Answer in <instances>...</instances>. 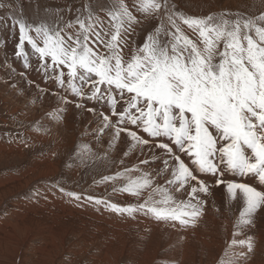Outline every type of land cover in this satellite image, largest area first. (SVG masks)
Masks as SVG:
<instances>
[{"label":"snow or ice","instance_id":"1","mask_svg":"<svg viewBox=\"0 0 264 264\" xmlns=\"http://www.w3.org/2000/svg\"><path fill=\"white\" fill-rule=\"evenodd\" d=\"M8 26L25 71L34 60L63 92L60 114L69 104L86 111L97 142L107 135V149L119 148L123 169L94 183L135 202L59 187L63 196L187 228L203 217L213 187L222 188L242 205L224 256L236 246L252 251L245 230L264 210V11L193 16L170 0H111L83 4L66 21L12 16ZM77 148L81 162L91 155L88 144Z\"/></svg>","mask_w":264,"mask_h":264},{"label":"rangeland","instance_id":"2","mask_svg":"<svg viewBox=\"0 0 264 264\" xmlns=\"http://www.w3.org/2000/svg\"><path fill=\"white\" fill-rule=\"evenodd\" d=\"M88 3H91L93 7H97L102 4H110L111 0H0V4L4 5L3 8H0V21H2L0 22V32H3L2 35L0 34V50L2 49L0 60L3 62V64H0V83L5 85L11 81L12 84H15L13 86L15 88L16 83L12 80V77L17 75L24 79L28 85L21 84L18 95L12 96L13 98L9 96L13 90L11 87L7 90L4 88L0 89V148L4 149V153L0 152V182L9 176L19 177V175H22L30 168L33 169V165L36 163L33 164V161H40V163L44 161V163L54 166L53 168L55 169L51 175L48 174L47 177L43 178L38 177L39 171H35L33 175L32 173L29 174L27 183L30 182L28 183L30 185L25 186L23 188L24 191L22 189L17 194L13 193L10 199H7L4 194H0V223L7 221L5 216H8L11 211H17V208L13 209V205L22 204L21 202L29 200L32 201L37 197V183L40 181L43 187L55 190L60 196H63V194L60 193L59 187H63L69 191L106 197L113 202H119L116 199V195H119L123 200L128 198L126 202L121 200L122 203L135 202L134 198L128 194L112 193L113 185L110 183L105 185L94 183V181L101 179L103 175H112L115 171L123 169V166L120 165L121 155L120 157L112 156L113 154L108 150L99 149L98 147V149L92 150L91 146L94 140L89 138V136L79 134L77 130L73 133L69 129L66 134L56 129L55 123L53 124L52 122L54 118H57V114L55 112L54 115H56L52 116L53 112L48 106L43 108L44 114H42V111L39 115L36 113L28 114L35 107L34 102L31 103V94H43L46 89V93L51 92L49 95L53 94L59 98L57 93L62 95L63 92L56 86L52 87V82L44 77L42 72L34 70L36 68L34 60V65L26 72L22 60H16L13 57L17 40L13 38L12 31L8 26V18L16 16L28 20H47L49 23H53L62 15L66 21L75 15V10L78 7ZM170 4L175 5L176 10L193 16H207L221 11L235 12L236 10L256 15L264 11V0H170ZM223 4H226V7ZM9 6L11 7L9 8ZM157 23V21L144 20L143 26L151 27ZM7 48L12 50L10 51ZM22 72L25 73L23 76H21ZM67 98L69 100L73 99L70 94H68ZM69 106H73V104H69ZM88 106H92L91 102H89ZM41 109L42 107H36L37 112H40ZM86 114L89 113L78 110L77 115L85 116ZM28 115H33L34 118L30 117V119L27 117L24 119V116ZM82 144H88L91 149V155L89 156L86 153L87 158L83 162L77 157V146ZM10 150L12 151L11 153L9 152ZM132 163L135 162L129 163L127 158H124V165L130 166ZM40 168L44 170L43 164ZM54 184L58 185V187L53 188ZM241 207L242 205L236 202L235 208L240 209ZM255 217L258 219L261 217L264 220V213L258 212ZM59 229H61V225ZM63 229L52 233V242H48L49 239L32 237L31 233L28 243L23 247L16 249L15 247L3 248L0 246V264H95V262L100 264L98 260L100 261L103 256L99 255L97 244L84 243L81 238L82 234L77 231L70 232L68 225L66 229ZM17 238L18 245L24 244L22 236ZM36 249L42 251L40 253H43L44 257H41L40 253L36 252ZM34 251L36 255L33 254ZM19 253H22L24 257L20 259ZM107 259L108 261L113 260L112 257ZM119 259L112 261L110 264H135L131 259ZM40 260L41 263H34V261L38 262Z\"/></svg>","mask_w":264,"mask_h":264},{"label":"bare ground","instance_id":"3","mask_svg":"<svg viewBox=\"0 0 264 264\" xmlns=\"http://www.w3.org/2000/svg\"><path fill=\"white\" fill-rule=\"evenodd\" d=\"M223 5L225 6L226 4ZM0 34L2 35L3 32H0ZM9 48L7 49L11 51L12 49ZM1 52L2 49L0 50V54ZM0 64H3L1 60ZM13 76L12 80L16 83L15 88L13 87L15 84H12L11 81L5 85H1L2 83H0V89L4 88L7 90L10 87L13 89L9 95L11 97L18 95L21 84L27 85L26 81L20 76ZM45 90L43 94H31V103L34 102L35 107L28 114L36 113L39 115L41 111L44 114L43 108L48 106L53 112L52 116L57 114V118H54L52 122L53 124L55 123L56 129L66 134L69 129L73 133L77 130L79 134L89 136V138L94 140L92 141V150L98 147L99 149L108 150L113 154L112 156L120 157L121 152L119 148L107 149V135H104L103 140L99 143L97 142L99 138L93 137L91 129H94L96 125L91 123L93 121L91 114H86L85 116L77 115L78 110L74 105H68L61 115L60 109H64V105L58 97L53 94L49 95L51 92L46 93ZM32 106L34 105L32 104ZM36 107H42L40 112L36 111ZM55 112L56 114L54 115ZM24 117V119L27 117L34 118L33 115ZM51 118L53 119V117ZM0 152L4 153V149L0 148ZM9 152L11 153L12 151L10 150ZM127 160L129 163L136 162L128 158ZM33 164V169L30 168L22 175H19V177L9 176L5 180H1L0 194H4L7 199H10L13 193L17 194L25 186L30 185L28 184L30 182L27 183L29 174L32 173L33 175L35 171H39L40 174H38V177L43 178L47 177L48 174L51 175L55 170L53 168L54 166L44 163V161L42 163L40 161H33ZM42 164L44 170L41 169L42 167L40 168ZM237 179L239 180L240 178ZM244 179L250 183H255L251 178ZM37 185V197L32 201L29 200L21 202L22 204L13 205V209L17 208V211H11L8 216H5L7 217V221L0 223V246L3 248L15 247L18 249L25 246L29 241V235L31 233L32 237H41L42 239H49L48 242H52V233L64 230L63 228L66 229L68 225L70 232L77 231L82 234L81 238L84 243L97 244L99 255L103 256L100 261L98 260L100 264H110L119 258L131 259L135 264H221V261L228 257L239 260V264H264V220L261 217L259 219L255 217L254 226L245 230L246 235L252 236V251L247 252L246 247L241 249L239 246H236L228 251V257L224 256L227 243L231 241L234 222L240 209L235 208L236 202L229 203L227 201L226 193L222 188L213 187L212 195L207 197L208 202L205 207V213L195 227L180 228L177 226L174 228L171 224L156 222L151 218L139 214L135 218H130L126 215L120 216L111 213L103 209V207L98 209L97 207L87 206L86 204L81 206L65 196H60L55 190H51L45 186L43 187L41 181ZM16 190L18 191L15 192ZM116 199L121 203L122 201L126 202L128 200V198H126L127 200L121 199L119 195H116ZM259 212L264 213V210ZM60 225L61 229H59ZM18 236H22V241H24V244L21 246L18 245ZM240 238L244 237L242 236ZM25 250L26 247L24 253ZM240 251L247 252L246 257L240 258L238 256ZM36 252L40 253L42 251L36 249ZM36 252L34 251L33 254L36 255ZM233 253L237 255L233 256ZM40 256L44 257V254L40 253ZM19 257L21 259L24 255L19 253ZM108 257H112L113 260L108 261ZM41 260L38 262L34 261V263H41Z\"/></svg>","mask_w":264,"mask_h":264}]
</instances>
